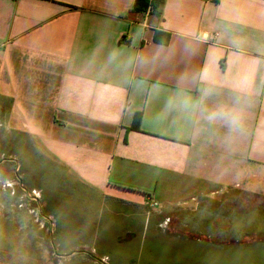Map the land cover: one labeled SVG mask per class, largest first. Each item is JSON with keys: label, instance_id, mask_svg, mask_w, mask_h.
Listing matches in <instances>:
<instances>
[{"label": "crops", "instance_id": "obj_1", "mask_svg": "<svg viewBox=\"0 0 264 264\" xmlns=\"http://www.w3.org/2000/svg\"><path fill=\"white\" fill-rule=\"evenodd\" d=\"M135 3L0 0V94L56 264H178L202 203L264 181V0Z\"/></svg>", "mask_w": 264, "mask_h": 264}, {"label": "rangeland", "instance_id": "obj_2", "mask_svg": "<svg viewBox=\"0 0 264 264\" xmlns=\"http://www.w3.org/2000/svg\"><path fill=\"white\" fill-rule=\"evenodd\" d=\"M2 72L4 74L0 64V74ZM9 103V99L0 94V264H56L52 229L42 211L38 191L30 189L24 179L23 142L18 137L20 132L11 131ZM9 134L16 136L14 145L8 141ZM247 187L249 191H239L235 197L224 195L208 206L202 203L199 210L207 213L206 225L202 224L200 229L189 226L190 230L198 232L199 241L185 242L186 246L194 248L186 252L183 260L176 261L178 264H264V240L256 238L264 234L261 229L264 227V181ZM153 201L160 207V202ZM208 207L220 209L218 220L212 218ZM194 215L186 219L189 224ZM220 230L222 237L215 238L214 231L218 235ZM237 239L238 244L231 243ZM76 241L86 242V239ZM151 248L154 255L174 252L170 244H160L156 251Z\"/></svg>", "mask_w": 264, "mask_h": 264}, {"label": "trees", "instance_id": "obj_3", "mask_svg": "<svg viewBox=\"0 0 264 264\" xmlns=\"http://www.w3.org/2000/svg\"><path fill=\"white\" fill-rule=\"evenodd\" d=\"M164 3V0H136L135 6L133 8L134 11H146L149 6L153 8V11L157 14L160 13V7ZM140 120V116L138 115V121ZM264 229V227H261ZM256 234V233H255ZM256 236V235H255ZM256 238H264L263 236H257Z\"/></svg>", "mask_w": 264, "mask_h": 264}, {"label": "built area", "instance_id": "obj_4", "mask_svg": "<svg viewBox=\"0 0 264 264\" xmlns=\"http://www.w3.org/2000/svg\"><path fill=\"white\" fill-rule=\"evenodd\" d=\"M151 205L155 207V206H157V203L153 201V202H151Z\"/></svg>", "mask_w": 264, "mask_h": 264}]
</instances>
